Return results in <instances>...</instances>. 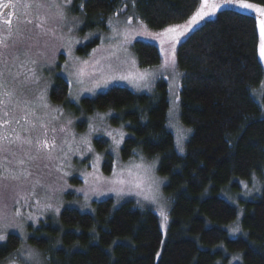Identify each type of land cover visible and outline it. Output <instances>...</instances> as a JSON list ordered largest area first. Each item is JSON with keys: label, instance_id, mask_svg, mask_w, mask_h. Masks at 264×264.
I'll return each instance as SVG.
<instances>
[{"label": "trees", "instance_id": "obj_1", "mask_svg": "<svg viewBox=\"0 0 264 264\" xmlns=\"http://www.w3.org/2000/svg\"><path fill=\"white\" fill-rule=\"evenodd\" d=\"M241 1L264 8V0ZM201 2L78 0L74 12L81 14L84 30H104L108 18L129 9L147 29L162 31L187 21ZM258 20L222 8L177 46L179 121L189 130L181 155L168 127L163 80L150 93L114 86L80 101L84 114H117L111 123L124 125L127 134L120 148L122 161L138 153L157 160V173L166 179L163 192L170 199L166 236L155 212L132 199L95 202L91 213L64 208L57 225L40 223L28 241L43 253L46 264H230V255L241 260L232 264H264V34ZM95 45L91 42L77 53L84 56ZM132 48L139 67L160 63L156 46L137 41ZM67 95V82L57 77L50 100L66 105ZM95 147L104 152L106 143L96 141ZM111 169L112 158L105 153L102 172L107 175ZM252 177L259 179L261 190L241 204L244 236L230 238L225 227L238 211L222 193L237 191V181ZM19 245V238L9 234L0 243V264Z\"/></svg>", "mask_w": 264, "mask_h": 264}, {"label": "rangeland", "instance_id": "obj_2", "mask_svg": "<svg viewBox=\"0 0 264 264\" xmlns=\"http://www.w3.org/2000/svg\"><path fill=\"white\" fill-rule=\"evenodd\" d=\"M75 1L9 0V11L0 15V243L9 234L20 240L16 254L4 264H46L43 253L28 242L32 231L47 220L57 225L64 208L91 213L93 203L109 198L132 199L150 208L164 239L170 199L163 192L166 179L157 173V160L138 153L122 161L127 134L124 125H112L117 114H84L80 101L114 86L150 93L163 80L168 127L181 155L189 130L179 121V43L222 8L261 19L264 34V8L241 0H202L187 21L162 31L147 29L129 9L108 18L104 30H84ZM137 41L157 47V66L139 67L132 48ZM91 42L96 45L86 55L77 53ZM260 60L264 66V53ZM57 77L68 84L66 105L49 98ZM99 140L106 143L104 152L95 147ZM105 153L112 158L107 175L102 172ZM236 185L237 191L222 193L238 211L225 227L230 238L244 236L241 204L262 187L256 177ZM229 262L240 263V256L230 255Z\"/></svg>", "mask_w": 264, "mask_h": 264}, {"label": "flooded vegetation", "instance_id": "obj_3", "mask_svg": "<svg viewBox=\"0 0 264 264\" xmlns=\"http://www.w3.org/2000/svg\"><path fill=\"white\" fill-rule=\"evenodd\" d=\"M9 0L0 1V15H3L4 12H8L10 8Z\"/></svg>", "mask_w": 264, "mask_h": 264}]
</instances>
